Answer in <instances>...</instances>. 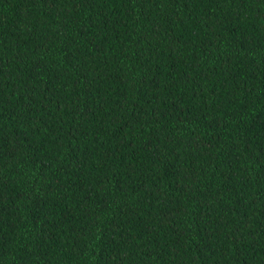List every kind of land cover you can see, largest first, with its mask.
Here are the masks:
<instances>
[{"label":"trees","instance_id":"obj_1","mask_svg":"<svg viewBox=\"0 0 264 264\" xmlns=\"http://www.w3.org/2000/svg\"><path fill=\"white\" fill-rule=\"evenodd\" d=\"M0 264H264V0H0Z\"/></svg>","mask_w":264,"mask_h":264}]
</instances>
